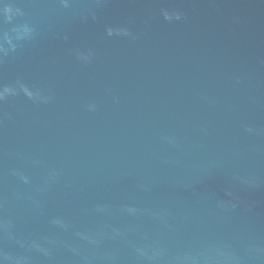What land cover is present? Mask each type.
<instances>
[{
    "label": "water",
    "instance_id": "95a60500",
    "mask_svg": "<svg viewBox=\"0 0 264 264\" xmlns=\"http://www.w3.org/2000/svg\"><path fill=\"white\" fill-rule=\"evenodd\" d=\"M0 264H264V0H0Z\"/></svg>",
    "mask_w": 264,
    "mask_h": 264
}]
</instances>
